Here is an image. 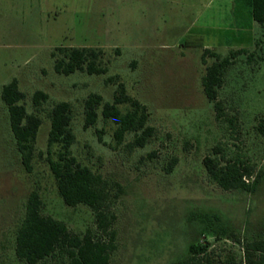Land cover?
<instances>
[{"label": "rangeland", "instance_id": "1", "mask_svg": "<svg viewBox=\"0 0 264 264\" xmlns=\"http://www.w3.org/2000/svg\"><path fill=\"white\" fill-rule=\"evenodd\" d=\"M62 46L101 49L108 71L58 73L53 52L59 56ZM206 48L223 56L247 49L233 58L219 89L221 118L203 88L215 60ZM14 78L27 111L42 119L31 170L2 99L3 85ZM119 83L146 107L154 134L145 146L129 147L134 132L118 142V125L103 116ZM37 90L49 95L38 108ZM92 93L103 100L96 122L86 127L85 100ZM60 101L72 105L73 154L118 194L111 204L116 248L110 264H174L196 237L187 221L191 210L219 211L242 241L264 238V25L254 20L253 0H0V264H28L15 249L34 190L43 214L76 233H100L93 210L68 205L50 170L60 146L48 143L49 112ZM217 145L255 165V176L261 174L255 191L225 190L208 176L203 160ZM201 240L213 241L216 257L242 256L233 237L215 240L208 229Z\"/></svg>", "mask_w": 264, "mask_h": 264}, {"label": "trees", "instance_id": "2", "mask_svg": "<svg viewBox=\"0 0 264 264\" xmlns=\"http://www.w3.org/2000/svg\"><path fill=\"white\" fill-rule=\"evenodd\" d=\"M254 20L264 25V0H253ZM59 56H55V70L69 75L76 71L89 74H104L108 71L101 64L103 51L95 47H59ZM215 60L206 68L203 88L206 97L214 103L218 118L225 115L224 105L219 99V89L233 58L247 49L231 50L228 55L206 48ZM203 61H206L203 55ZM25 93L19 88L17 78L3 85L2 99L8 106L11 129L16 140L22 162L27 170L32 168L35 142L41 117L29 113L22 100ZM48 93L37 90L33 94L36 108L48 100ZM103 97L99 93L90 94L85 100V126L94 124L98 118V108ZM130 103L131 109L123 112L119 104ZM105 118H112L118 125L115 138L122 142L125 135L134 132L135 137L129 143L130 148L142 147L154 134V128L147 124L146 107L126 93L124 83L119 87L113 102H105L102 109ZM51 127L49 145L58 144L60 149L56 159L49 158L50 170L56 180L58 192L70 206L88 205L94 212L95 223L100 233L88 229L84 234L72 231L63 221L42 212V199L38 191H32L28 197L26 215L16 237V255L28 264H45L52 259H61L65 264H110V256L116 248L113 223L115 214L111 204L115 197L109 182L102 174L95 172L88 165L78 161L72 152L76 134L72 128L73 110L68 101L57 102L49 112ZM233 122V121H232ZM177 158H173L168 171H172ZM208 176L225 190L253 192L260 182V175L255 176V165L239 155L228 156L217 145L213 153L203 160ZM187 221L194 226V240H190L184 253L174 264H264V238L242 241L234 231L232 223L219 211L191 210ZM210 229L215 240L233 237L242 243V256L239 261L235 255L222 258L215 256L213 241H202L201 237Z\"/></svg>", "mask_w": 264, "mask_h": 264}]
</instances>
